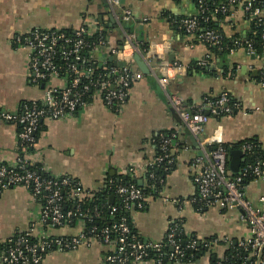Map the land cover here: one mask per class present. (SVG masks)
I'll return each instance as SVG.
<instances>
[{"label": "crops", "instance_id": "1", "mask_svg": "<svg viewBox=\"0 0 264 264\" xmlns=\"http://www.w3.org/2000/svg\"><path fill=\"white\" fill-rule=\"evenodd\" d=\"M120 3L132 16L127 27L156 54L158 74L161 75L163 62L182 67L168 70V93L180 96L186 108L205 112L209 111L208 100L228 93L238 101V111L211 116L204 133L197 138L183 126L157 81L145 75L133 81L116 111L96 98L67 119L46 121L29 159L40 164L50 176H72L84 189L93 192L101 190L109 177L125 179L129 168H143L154 162L157 138L174 135L177 144L171 157L175 166L166 175L160 195L148 198L145 209L134 215L133 226L142 240L164 241L170 226L178 220L188 234L198 239L248 237L250 231L241 220V212L195 210L191 203L197 192L192 163L200 150L199 141L206 140L217 129L221 131L222 143L227 145L250 139L264 143V53L253 54L244 46L222 52L193 42V37L178 26L181 19L196 14L195 5L188 0ZM92 21L114 27L109 31L108 42L114 47L119 45L122 34L107 0H0V110L17 114L23 104L41 100L45 95L44 87L36 86L27 76L31 51L18 41L20 35L43 29L74 31L83 22ZM217 27L228 38L240 35L248 40L252 34L251 23L240 7L232 8ZM136 68L140 69L138 65ZM19 130L16 122H0V162H13L23 152ZM143 173L140 179H144ZM246 192L253 199L264 194V181L249 183ZM41 211L42 203L24 187L2 192L0 242L32 229L35 235L45 231L55 237L80 232L79 222L43 229L39 223ZM107 250V246L94 242L73 251L50 252L41 264H106ZM226 250L227 245L222 243L212 253L222 256ZM210 258L207 253L196 264H210Z\"/></svg>", "mask_w": 264, "mask_h": 264}, {"label": "built area", "instance_id": "2", "mask_svg": "<svg viewBox=\"0 0 264 264\" xmlns=\"http://www.w3.org/2000/svg\"><path fill=\"white\" fill-rule=\"evenodd\" d=\"M188 1L196 3L200 13L206 11V0ZM107 2L114 22L121 31L122 44L114 47L109 42L100 41V47L96 48L95 58H89L88 62L82 55L87 46L82 36L87 31L100 30V24L96 21L84 22L75 32L76 38L66 36V33L61 29L34 30L20 35L18 38V41L31 51L26 71L28 78L36 86H41L44 82H48V84L44 88V98L23 104L19 113L14 114L0 110V122H16L20 125L18 140L25 154V156H17L13 162H0V194L12 187H24L34 198H45L39 218L43 229L68 226L76 218L81 224V230L73 236L55 237L47 235L45 231L35 235L32 229L27 235L37 239L33 243L28 236L1 241L0 262L4 264H41L50 252L73 251L81 246H90L94 242H99L108 247L104 255L106 264H148L149 262L164 264L163 249L166 243L171 246V252L167 255L169 263L196 264L191 258L194 256V252L200 250L201 246L209 249V253L223 243L227 245V249L231 244H235L242 252L238 255V264H264V194L253 199L247 195L246 186L242 185L243 180L247 178H251L252 182L264 181V159L248 163L240 168L237 176L232 175L229 168L230 156L223 148L219 129L214 130L206 140L199 141V151L202 155L195 157L192 163L194 167L193 180L197 192L191 198V203L198 212L212 208L241 212V220L248 226L250 234L239 240H229L228 238L220 240L216 237L209 240L188 238L187 244L183 248L176 237L182 233V230L187 237H190L191 234L184 230L181 220L170 226L166 242L141 240L136 233L131 231L127 218H122L118 223L112 225L111 229L98 230L94 227L91 230H86L82 220L85 213L81 207L89 196V192L79 182L74 183L73 178L66 176L42 178L40 174L28 169V166L35 164L29 159L28 150L34 147L36 134L46 121L67 119L88 106L96 98L102 100L104 105L112 110L116 111L121 107L133 81L140 80L145 76L140 69L136 68V56L146 65L149 76L157 81L160 89L170 101L171 107L180 117L183 126L195 137L198 138L204 133L205 126L211 116L231 115L233 112V109L228 106L229 96L227 93L221 94L217 100L211 99L206 102L209 114L202 109L186 108L184 100L180 96L168 93L170 78L168 70H182V67L178 64L169 65L166 62H161L163 68L161 75L158 74L156 71L157 58L152 48L140 41L135 33L125 27V24L132 19L130 13L122 8L120 0H107ZM225 2L226 4L216 8L215 14L232 12V8L240 7L248 18L255 19L257 24L263 25L262 8L258 6L256 0H225ZM178 26L186 34L192 36L195 43L205 44L208 47H217L222 44V33L214 29H203L197 15L181 19ZM262 32L264 40V27ZM242 46L255 54L252 44L244 42L241 38L235 41L234 48L230 51ZM111 56H116L117 60L123 61L125 65L118 67L110 64L108 60ZM92 64L102 66L104 72L94 74L91 68ZM63 75L68 77L64 78ZM54 81L58 84H53ZM261 83L264 87V72ZM87 92L92 93L90 101H87ZM236 106L239 107V104ZM161 143V153L157 155L154 162L143 168H129V173L134 179L138 181L141 171L146 172L148 166L160 164L163 160L169 159L172 149L177 144L174 135L164 138ZM242 149L244 159L246 155L253 154L251 143L244 144ZM110 178L106 180L108 184L113 183ZM66 187L72 188L69 190L68 196H65L63 191ZM141 187L138 184H128L120 185L115 189V194L123 199L124 209L131 213V223H133L134 215L143 211L146 206L147 197L143 194ZM67 200L71 203V207L65 205ZM117 210L116 205L110 208L111 214ZM151 250L158 253L157 259L147 258ZM187 251L193 253L184 262L183 259H185ZM219 257L224 259V255Z\"/></svg>", "mask_w": 264, "mask_h": 264}, {"label": "trees", "instance_id": "3", "mask_svg": "<svg viewBox=\"0 0 264 264\" xmlns=\"http://www.w3.org/2000/svg\"><path fill=\"white\" fill-rule=\"evenodd\" d=\"M256 1H257L258 6L262 8V11L264 13V0H256ZM222 4H226L225 0H206V2H205L206 11L204 13H200V10L198 9V5L196 3L194 4L195 8H196V14L195 15H197V17L199 18V22H200L201 27L203 29L204 28L214 29L216 31L221 32L217 27V23H219L221 20H223L225 17H227L231 13V12H227V13L218 12L215 14L216 8H219ZM248 20L250 21L251 27H252V34L248 40H246L244 37H242L240 35H238V36L234 35V36L228 38V37H225L222 33V36H223L222 44L220 46L210 47V48L212 50H216V51H222V52H228L229 51L230 52V50L232 48H234L235 41L238 38H241L244 42H249L252 44L255 54L264 53V40L262 38V34H263L262 30L264 27V20H263V25L257 24V20H255V19L248 18ZM125 27L131 31V29H129V27H127L126 24H125ZM99 28H100V30H97L95 32L87 31L82 36V38L85 40V42L87 44L86 48H84V50L82 52V55L86 57L87 62H88L89 58H95L96 48L100 47L99 46L100 41L103 40V41L108 42V38H109V34H110L109 31L112 30L114 27H112L111 25H108V24H106V25L100 24ZM77 30H74V31L63 30V32H65L66 36H68V37L76 38L75 32ZM121 41H120L119 45L122 44ZM87 64L88 63H86V66H88ZM110 64H112V63H110ZM91 68L94 71V74H96V75L99 74L100 72H104L103 67L98 65V64H97V66H94L92 64ZM63 77L67 78L68 76L63 75ZM47 84H48V82H44V84H42L41 87L45 88ZM91 95H92V93L87 92V94H86L87 101H90ZM228 96H229L228 106L233 109L232 114H234L239 109V107L236 106L238 104V101H236L234 98H232V96L230 94H228ZM218 97L214 98L213 100H217ZM224 115L225 114H221L220 116H217V117H221ZM20 129H21V127H20ZM38 133H39V131L36 134V141H37ZM164 138H167V137L159 136L157 138V150H158L157 155H159L161 153V145H162L161 142L164 140ZM246 143H251L253 145V154L246 155V158L244 159L245 161L242 163L241 167H244L248 163H253L258 159H264V143L260 142L259 140H256V139L245 140L244 142H241L238 144H233V145L232 144L227 145V144L223 143V148L226 150V152L228 153L229 156H230L231 151H233L234 149H241L243 151L242 146ZM28 151H29V153H31L33 151V147H31ZM23 155L25 156L24 152H21L20 156H23ZM174 166H175L174 161H173L172 157L170 156L169 159L163 160L160 164H155V165L147 167L146 172L143 173L144 179H143V186L141 187V190H142L143 194L147 197V199L150 197L156 198L160 195V193L162 192L163 187H164L165 177L168 173H170V171L174 168ZM28 169L40 174V176L42 178H48L49 179L52 177L44 170V168L40 164H36V163L32 164V165L28 166ZM128 172H129V170H128ZM232 175L237 176L238 173L232 174ZM66 177L73 178L72 176H69V175H66ZM110 179L113 180V183L108 184L106 181V183L104 184V187L99 191L91 192V191H87L85 189L87 192H89V196L84 200L82 207H81L82 211L85 213V217L82 218V220L85 224V229L91 230L94 227L98 228V230H101L103 228H110L111 229L112 225H114L115 223H118L122 218H127L129 220L128 222H130L131 231L136 233L140 237L138 232L135 230L133 223H131V215H130L131 213L129 211L125 210L123 207V205H124L123 199L118 197L115 194V189L118 186L128 185V184H136L137 185V180L134 179L130 173H128L127 178H125V179H122V178L120 179L117 176H112ZM72 180L74 181V183L79 182L75 178H73ZM251 182H252V179L247 178V179L243 180L242 185L247 186ZM71 189H72L71 187H66L63 190L65 196L69 195V190H71ZM111 197H114V201L112 203L110 202ZM37 199L42 203V207H43L45 198L39 197ZM70 204L71 203L67 200L65 205L68 206ZM113 205H116L118 207V210L114 214H111L110 208ZM146 206H147V202H146ZM69 207H71V205ZM77 223H78V220L76 218H74V220L72 222H70L69 225L74 226ZM27 234H29V232H21V233L16 234L12 238L14 239V238H18L19 236H28L32 243L37 240L35 237H33L31 235H27ZM188 238H197V237L194 236L193 234L190 237H187L185 235V233H183V230H182V233L178 234V236L176 237V239L180 241V245L183 248L186 246ZM140 239L142 240L141 237H140ZM209 239H212V237L207 238V240H209ZM166 240L167 239H165L164 242H166ZM208 251H209V249L201 246L199 251L194 252V256L191 259H193V262L196 263L205 254H207ZM163 252L165 254L163 256V260L165 261L164 264H169V262L167 260V255L171 252V246L166 243V245L163 249ZM191 253H193V252L187 251L186 257H185V259H183L184 262H186L188 260L189 255ZM209 253L211 255V258H210L211 263L210 264H238V257H239L238 255H240L242 252L237 248V246L235 244H231L224 253V259H220V257L218 255H216L215 253H212V252H209ZM147 258L152 259V260L157 259L158 253L154 252V250H151V251H149ZM171 264H174V263L172 262Z\"/></svg>", "mask_w": 264, "mask_h": 264}, {"label": "water", "instance_id": "4", "mask_svg": "<svg viewBox=\"0 0 264 264\" xmlns=\"http://www.w3.org/2000/svg\"><path fill=\"white\" fill-rule=\"evenodd\" d=\"M135 60H136L138 67H140L141 71L143 72V74L146 76H149V71L146 65L144 64V62L138 56L135 57ZM109 62L118 67H123L125 65L123 61H118L116 56H111L109 58ZM206 113L209 114V111H206ZM197 155L201 156L202 153L199 151ZM243 162H244V152L242 150L239 149V150L231 151L230 159H229V168L233 174H236L239 172ZM137 184L138 186L141 187L143 185V179H139L137 181ZM113 201H114V197H111L110 202L112 203Z\"/></svg>", "mask_w": 264, "mask_h": 264}]
</instances>
